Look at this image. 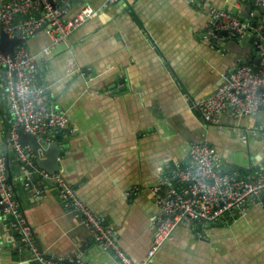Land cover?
I'll return each instance as SVG.
<instances>
[{
    "label": "crops",
    "instance_id": "1",
    "mask_svg": "<svg viewBox=\"0 0 264 264\" xmlns=\"http://www.w3.org/2000/svg\"><path fill=\"white\" fill-rule=\"evenodd\" d=\"M193 1L71 0L65 17L85 4L98 12L39 59L45 102L69 119L50 134L61 146L58 182L101 215L119 246L137 261L151 243L157 211L152 187L172 166L189 162V145L210 143L225 168L237 174L264 172V107L239 117L227 109L215 125L191 105L224 83L233 63L261 53L250 51L248 38L207 34L208 14ZM201 1L242 17L257 11L252 0ZM48 28L43 25L25 40L33 53L49 43ZM69 59L75 64L71 71ZM11 115L0 70V153L39 248L55 258L78 255L85 264H121L93 240L61 197L57 181L22 183L30 173L22 174L7 143ZM0 264H43L32 259L3 215ZM149 264H264V203L232 221H182Z\"/></svg>",
    "mask_w": 264,
    "mask_h": 264
},
{
    "label": "built area",
    "instance_id": "2",
    "mask_svg": "<svg viewBox=\"0 0 264 264\" xmlns=\"http://www.w3.org/2000/svg\"><path fill=\"white\" fill-rule=\"evenodd\" d=\"M112 1L116 0H107ZM193 2L208 14L207 34L215 36L216 31L227 30L231 37L250 38L264 59V11H260L264 0H252L254 8L261 13L259 19L255 17V10L250 11L251 17H242L224 7L201 0ZM70 4L71 0H0V33L4 31L9 37L17 35L23 39L13 53L0 51V70L12 113L7 143L21 157L25 156V149L30 148L18 141L19 126L36 136L42 135L48 142L53 140L50 137L52 132L66 127L69 122L64 111L48 108L38 73L39 59L50 55L69 33L98 12L97 8L85 4L71 17H65ZM17 15L22 16L19 21H15ZM46 24L50 41L33 53L25 40ZM74 66L73 60L69 59L68 71ZM191 105L204 121L215 125L227 109L234 117L256 113L264 107V63L257 70L251 62L233 63L224 83L204 97L193 100ZM188 156L189 162L172 166L168 177L159 179L152 187L157 208L151 218L153 233L146 255L138 261L119 246L101 215L67 183L58 182L57 172L52 176L57 178L61 197L80 217L101 248L111 251L121 264H149L182 221H232L244 216L252 205L264 203V172L248 170L237 174L227 170L214 146L206 141L189 145ZM0 215L9 218L21 245L30 249L32 259L43 264H85L78 255L55 258L39 248L19 202L14 198L7 178V161L1 153Z\"/></svg>",
    "mask_w": 264,
    "mask_h": 264
},
{
    "label": "water",
    "instance_id": "3",
    "mask_svg": "<svg viewBox=\"0 0 264 264\" xmlns=\"http://www.w3.org/2000/svg\"><path fill=\"white\" fill-rule=\"evenodd\" d=\"M248 7L246 8V10ZM260 11H264V6L260 7ZM244 15H247L245 11ZM223 37L227 39L229 37L227 30L216 31L215 36ZM212 37L211 39H214ZM233 38V37H232ZM23 39L17 35L9 37L4 31L0 33V51L4 54L13 53L15 46L22 42ZM251 41L250 38L246 40V43ZM257 51L258 48H255ZM254 66V70H257L261 64L264 63L263 56H252L249 60ZM18 141L22 146H27L30 149H25V156L21 157L15 151L16 160L18 164L22 166L25 170L22 174L29 176L26 179H22V183L28 186V183H32L36 178L43 179L44 181L51 183L56 181V177L52 175L56 173L59 169L58 166V157L60 155L61 146L60 143L55 139L46 142L42 135H34L30 132H27L23 129L22 126H19L17 129ZM227 170H232L230 167H227ZM47 173L44 175L43 172ZM7 178L10 180V171L7 167Z\"/></svg>",
    "mask_w": 264,
    "mask_h": 264
},
{
    "label": "rangeland",
    "instance_id": "4",
    "mask_svg": "<svg viewBox=\"0 0 264 264\" xmlns=\"http://www.w3.org/2000/svg\"><path fill=\"white\" fill-rule=\"evenodd\" d=\"M249 48V47H248ZM253 48H255L254 46H252V44H251V46H250V48L249 49H251L250 51H254V53H257V51H255ZM259 51V50H258ZM260 52V51H259ZM245 60V59H244Z\"/></svg>",
    "mask_w": 264,
    "mask_h": 264
},
{
    "label": "trees",
    "instance_id": "5",
    "mask_svg": "<svg viewBox=\"0 0 264 264\" xmlns=\"http://www.w3.org/2000/svg\"><path fill=\"white\" fill-rule=\"evenodd\" d=\"M35 14V13H34ZM37 14V13H36Z\"/></svg>",
    "mask_w": 264,
    "mask_h": 264
}]
</instances>
